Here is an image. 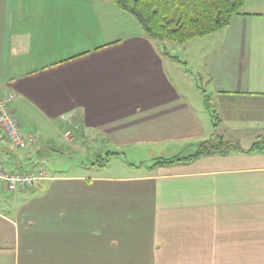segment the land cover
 <instances>
[{
	"label": "crops",
	"instance_id": "crops-1",
	"mask_svg": "<svg viewBox=\"0 0 264 264\" xmlns=\"http://www.w3.org/2000/svg\"><path fill=\"white\" fill-rule=\"evenodd\" d=\"M164 45L183 59L110 0H0V92L15 94L22 130L40 133L13 150L0 132V161L43 169L57 141L85 155L89 143L193 150L218 136L246 150L264 138V0ZM175 61L202 87L181 82ZM112 159L13 192L0 184L12 198L0 201V264H264V150L111 174Z\"/></svg>",
	"mask_w": 264,
	"mask_h": 264
},
{
	"label": "trees",
	"instance_id": "trees-1",
	"mask_svg": "<svg viewBox=\"0 0 264 264\" xmlns=\"http://www.w3.org/2000/svg\"><path fill=\"white\" fill-rule=\"evenodd\" d=\"M115 6L130 14L139 24L144 35L154 40L164 54H168L164 42L182 45L188 41L214 33L226 27L233 15L240 13L244 0H110ZM175 57V56H174ZM207 108L209 97L205 96ZM219 116L212 109V125L216 127ZM264 150V138L253 142L248 149L239 143L212 137L195 145L193 151L184 156L157 158L149 167L191 162L200 157L233 152H253ZM116 152H107L93 161L104 167Z\"/></svg>",
	"mask_w": 264,
	"mask_h": 264
},
{
	"label": "rangeland",
	"instance_id": "rangeland-1",
	"mask_svg": "<svg viewBox=\"0 0 264 264\" xmlns=\"http://www.w3.org/2000/svg\"><path fill=\"white\" fill-rule=\"evenodd\" d=\"M174 46L178 45L174 44ZM183 46H185V50L189 49L188 45L185 44ZM168 53H174L172 54L173 56H178V58L181 59L184 56V47L175 48L173 46H170L168 49ZM174 64V70L178 73L181 82H184L185 85L189 83L193 84L194 86L198 85L200 88L202 87V82L196 77V74L193 72L192 65L187 66L185 63H183V61H175ZM209 109V114L212 118V109L215 110V103L213 102V100L212 106ZM57 142L54 143L53 146H48L47 148L42 149V158L37 161V164H39L45 171H47L49 175L75 173L76 165L85 167L89 166L91 162H95L98 160V156H104L108 151L113 153L116 152L118 154V156H115V158L112 159L110 167L105 171L111 174L118 173L119 171L117 170V168L119 169L121 166L123 168V166H126L127 163L136 166L140 164H151L157 158L184 156L193 151L188 148L178 149L172 146L168 147L167 149L161 150L162 147L153 144L123 146L119 149L107 145L108 147H102V149H100L99 147V150L96 151L95 144L89 143L87 147L88 153L83 155L77 152H74V154H69L64 148V145ZM73 165L75 166L73 167ZM0 201L3 202L2 205H4V203H8L10 205L12 201L10 192L2 191L0 193Z\"/></svg>",
	"mask_w": 264,
	"mask_h": 264
},
{
	"label": "built area",
	"instance_id": "built-area-1",
	"mask_svg": "<svg viewBox=\"0 0 264 264\" xmlns=\"http://www.w3.org/2000/svg\"><path fill=\"white\" fill-rule=\"evenodd\" d=\"M15 98L13 92H0V132L10 148L22 150L34 145L40 133L37 130L31 132L22 130L21 123L12 108ZM48 177L47 172L41 168L11 170L0 161V184L10 192L29 188Z\"/></svg>",
	"mask_w": 264,
	"mask_h": 264
}]
</instances>
